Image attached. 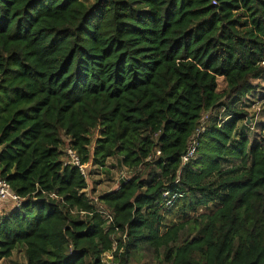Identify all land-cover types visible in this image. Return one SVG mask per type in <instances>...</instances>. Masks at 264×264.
I'll list each match as a JSON object with an SVG mask.
<instances>
[{
  "label": "trees",
  "instance_id": "trees-1",
  "mask_svg": "<svg viewBox=\"0 0 264 264\" xmlns=\"http://www.w3.org/2000/svg\"><path fill=\"white\" fill-rule=\"evenodd\" d=\"M263 78L264 0H0V176L25 198L0 261L264 264ZM68 146L128 179L92 195Z\"/></svg>",
  "mask_w": 264,
  "mask_h": 264
},
{
  "label": "rangeland",
  "instance_id": "rangeland-1",
  "mask_svg": "<svg viewBox=\"0 0 264 264\" xmlns=\"http://www.w3.org/2000/svg\"><path fill=\"white\" fill-rule=\"evenodd\" d=\"M91 1V0H90ZM255 84L257 85L256 89L252 92L251 96L256 101V103L249 108V112L251 115L255 116V122L250 121L249 124L251 126L246 127V132L250 137H256L259 135V130L256 126V123L263 119L262 113L264 110V98L261 97L264 95V78L255 80ZM255 124V125H254ZM99 135V133L95 132L93 135L94 137ZM88 167V181L89 185V192H92V188H95L92 195H100L103 192H107L113 190L118 187L120 184V180L122 179L121 174L126 168H122L120 165V157L113 156L110 157L104 167H100L92 162L87 164ZM127 176L129 172L127 171ZM14 205L12 203H5L0 207V215L8 213L13 209ZM168 216L167 219H169ZM174 219V217H173ZM172 220V218H171ZM176 221H178L177 217L175 216ZM164 255L161 254V260L164 261ZM160 258H158L157 254L152 250L148 249L147 247L142 248L138 255L137 259L134 260L131 264H160ZM25 248L20 247L13 251V254L9 258H5L0 261V264H20L25 262ZM163 264H170L168 262H163Z\"/></svg>",
  "mask_w": 264,
  "mask_h": 264
},
{
  "label": "built area",
  "instance_id": "built-area-1",
  "mask_svg": "<svg viewBox=\"0 0 264 264\" xmlns=\"http://www.w3.org/2000/svg\"><path fill=\"white\" fill-rule=\"evenodd\" d=\"M208 114H205L203 116L202 119V127L199 130V132L204 131L205 130V126H206V121L208 120ZM197 135H194L187 153L183 156V165H185L186 163H188L192 158L195 157L196 155V150H197V142H196V137ZM65 158H64V164L65 165H71V166H75L78 167L79 170L81 171V173L83 174L84 177L88 178V167L87 164L83 163L81 161V157L78 155V153L70 146H68L67 148H65ZM158 154H160V151L158 152ZM126 171L122 172V180H127L128 177L125 175ZM177 183L179 182V179L176 181ZM54 196V195H52ZM164 196L165 197H169L168 200V206L172 205L173 201L178 197L177 194H174L171 196V193L169 190H166L164 192ZM25 200L24 197H22L21 195L15 193L12 188L11 185L9 184V182L0 176V206L3 205L6 202H11L13 203L16 207H19L22 205L23 201ZM95 201H97V199L95 198ZM99 210L101 213H103L104 218H105V222H106V226L109 229L111 225L114 224V220H113V215L111 213H109L107 210H105L103 207H99ZM117 230V228H116ZM104 261L105 262H109L111 260L114 259V256L112 254V252H108L104 254Z\"/></svg>",
  "mask_w": 264,
  "mask_h": 264
},
{
  "label": "crops",
  "instance_id": "crops-1",
  "mask_svg": "<svg viewBox=\"0 0 264 264\" xmlns=\"http://www.w3.org/2000/svg\"><path fill=\"white\" fill-rule=\"evenodd\" d=\"M64 158H65V157H64ZM126 173H127V172H126ZM126 173H125V175L127 176ZM121 177H122V175H121ZM121 180H122V179H121ZM121 180H120V181H121ZM118 186H119V185H118ZM88 190H89V189H88ZM6 203H11V202H6ZM4 204H5V203H4ZM12 204H13V203H12ZM13 205H14V204H13ZM1 206H2V205H1ZM1 206H0V207H1ZM14 207H16V206L14 205Z\"/></svg>",
  "mask_w": 264,
  "mask_h": 264
},
{
  "label": "water",
  "instance_id": "water-1",
  "mask_svg": "<svg viewBox=\"0 0 264 264\" xmlns=\"http://www.w3.org/2000/svg\"><path fill=\"white\" fill-rule=\"evenodd\" d=\"M249 122H250V119H249Z\"/></svg>",
  "mask_w": 264,
  "mask_h": 264
}]
</instances>
